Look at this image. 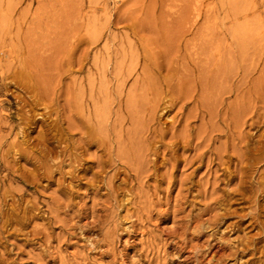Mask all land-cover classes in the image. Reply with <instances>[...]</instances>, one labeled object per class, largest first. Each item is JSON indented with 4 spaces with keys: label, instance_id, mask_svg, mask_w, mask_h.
Returning a JSON list of instances; mask_svg holds the SVG:
<instances>
[{
    "label": "rangeland",
    "instance_id": "1",
    "mask_svg": "<svg viewBox=\"0 0 264 264\" xmlns=\"http://www.w3.org/2000/svg\"><path fill=\"white\" fill-rule=\"evenodd\" d=\"M0 264H264V0H0Z\"/></svg>",
    "mask_w": 264,
    "mask_h": 264
}]
</instances>
